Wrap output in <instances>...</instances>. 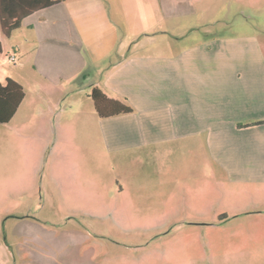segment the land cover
<instances>
[{
	"label": "rangeland",
	"instance_id": "obj_1",
	"mask_svg": "<svg viewBox=\"0 0 264 264\" xmlns=\"http://www.w3.org/2000/svg\"><path fill=\"white\" fill-rule=\"evenodd\" d=\"M111 2L118 29L111 43L171 58L184 45L212 39L238 49L232 58L223 53L230 62L251 54L264 60V0H185L176 12L171 0L164 7ZM1 58L17 65L6 52ZM54 92L44 99L32 89V126L21 117L0 125V264H264V223L253 234L247 223L255 210L247 191L257 188L228 180L212 164L203 134L164 151H115L113 133L97 122L85 93H68L54 107L62 94ZM222 140L232 158L226 167L236 173L241 143L214 133V158Z\"/></svg>",
	"mask_w": 264,
	"mask_h": 264
},
{
	"label": "crops",
	"instance_id": "obj_2",
	"mask_svg": "<svg viewBox=\"0 0 264 264\" xmlns=\"http://www.w3.org/2000/svg\"><path fill=\"white\" fill-rule=\"evenodd\" d=\"M171 1L178 5L174 6L176 12L185 0ZM126 2L121 0V4ZM164 2L156 0L161 6ZM120 15L126 17V6ZM115 16L111 0H63L24 18L9 37L0 33V84L9 79L23 91L14 115L0 125L21 117L23 125L32 126V89L44 99L54 91L62 92L54 103L57 107L68 93L77 91L89 98L97 87L109 99L125 101L134 109L130 114L97 118L113 133L115 151L143 146L164 151L169 143L203 134L212 164L240 187L257 188L247 191L255 207L247 221L253 234L259 222L264 223V191L258 189L264 187V60L251 54L246 62L237 58L230 62L223 53L232 58L230 53L236 55L238 49L224 43L214 45L212 39L184 45L171 58L148 56L146 46L134 47L123 40L111 43L118 32ZM121 28V33L126 31ZM121 35L127 39L125 33ZM243 44L240 47L249 50L250 45ZM5 52L14 57L16 66L1 58ZM108 58L113 60L106 62ZM230 64L237 71L234 68L230 73ZM243 66L258 73L245 75ZM37 108L39 114H45L41 105ZM88 111L93 114L91 108ZM260 121L263 123L254 124ZM220 132L231 133L241 143L236 173L226 167L232 159L227 142L222 140L219 154L213 157V144H218L214 133Z\"/></svg>",
	"mask_w": 264,
	"mask_h": 264
},
{
	"label": "trees",
	"instance_id": "obj_3",
	"mask_svg": "<svg viewBox=\"0 0 264 264\" xmlns=\"http://www.w3.org/2000/svg\"><path fill=\"white\" fill-rule=\"evenodd\" d=\"M63 0H0V33L4 37L20 27L22 20L29 15L44 10ZM1 50V47H0ZM89 98L92 100L94 111L100 119L130 114L133 110L113 99H109L97 87H93ZM23 99L22 88L12 80L0 84V123H7L16 112ZM257 122L254 124H261Z\"/></svg>",
	"mask_w": 264,
	"mask_h": 264
},
{
	"label": "built area",
	"instance_id": "obj_4",
	"mask_svg": "<svg viewBox=\"0 0 264 264\" xmlns=\"http://www.w3.org/2000/svg\"><path fill=\"white\" fill-rule=\"evenodd\" d=\"M8 60H9V62L14 63V57H13V56H10V57L8 58Z\"/></svg>",
	"mask_w": 264,
	"mask_h": 264
}]
</instances>
